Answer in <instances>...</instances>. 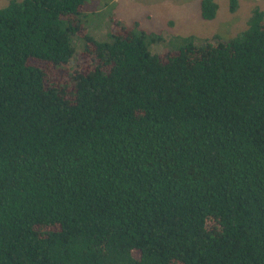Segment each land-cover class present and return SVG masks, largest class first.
Segmentation results:
<instances>
[{
	"label": "trees",
	"instance_id": "1",
	"mask_svg": "<svg viewBox=\"0 0 264 264\" xmlns=\"http://www.w3.org/2000/svg\"><path fill=\"white\" fill-rule=\"evenodd\" d=\"M7 1L0 264H264V10L158 52L139 19L96 38L87 0Z\"/></svg>",
	"mask_w": 264,
	"mask_h": 264
},
{
	"label": "rangeland",
	"instance_id": "2",
	"mask_svg": "<svg viewBox=\"0 0 264 264\" xmlns=\"http://www.w3.org/2000/svg\"><path fill=\"white\" fill-rule=\"evenodd\" d=\"M218 12L213 19H204L201 0H87L85 24L87 30L98 39L109 40L114 27L112 16L118 15L126 23L136 19L151 31L163 32L165 41L153 45V50L163 52L174 48L173 36L195 35L197 38L226 41L246 27L255 7L264 10V0H238L235 12L230 0H216ZM7 0H0V7ZM78 46L80 41L72 38Z\"/></svg>",
	"mask_w": 264,
	"mask_h": 264
}]
</instances>
